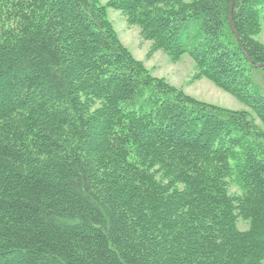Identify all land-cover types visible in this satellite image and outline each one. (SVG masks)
Returning a JSON list of instances; mask_svg holds the SVG:
<instances>
[{
	"label": "trees",
	"instance_id": "16d2710c",
	"mask_svg": "<svg viewBox=\"0 0 264 264\" xmlns=\"http://www.w3.org/2000/svg\"><path fill=\"white\" fill-rule=\"evenodd\" d=\"M110 7L249 109L155 76ZM263 7L0 0V264H264Z\"/></svg>",
	"mask_w": 264,
	"mask_h": 264
},
{
	"label": "rangeland",
	"instance_id": "374dc122",
	"mask_svg": "<svg viewBox=\"0 0 264 264\" xmlns=\"http://www.w3.org/2000/svg\"><path fill=\"white\" fill-rule=\"evenodd\" d=\"M102 2L106 3L107 0H102ZM261 12V30L254 35V39L264 43V7ZM108 17L118 32L121 41L138 60L152 70L155 76L164 77L172 85L182 88L187 94L199 100L229 109H249L236 96L218 87L211 80L207 78L195 79V61L189 53H185L178 61H173L162 50L150 53L151 42L142 38L140 28L137 25L128 24L122 11L110 7L108 8ZM0 25L4 29L17 30L20 23L14 13L5 10L1 16ZM232 191H237V189L232 187ZM238 225L241 230L248 228V223L242 219H239Z\"/></svg>",
	"mask_w": 264,
	"mask_h": 264
},
{
	"label": "water",
	"instance_id": "95a60500",
	"mask_svg": "<svg viewBox=\"0 0 264 264\" xmlns=\"http://www.w3.org/2000/svg\"><path fill=\"white\" fill-rule=\"evenodd\" d=\"M258 66H264V63L263 64H259Z\"/></svg>",
	"mask_w": 264,
	"mask_h": 264
}]
</instances>
